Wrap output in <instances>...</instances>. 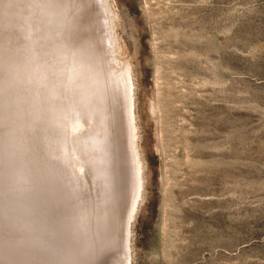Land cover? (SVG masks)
Segmentation results:
<instances>
[{
    "label": "rangeland",
    "instance_id": "obj_1",
    "mask_svg": "<svg viewBox=\"0 0 264 264\" xmlns=\"http://www.w3.org/2000/svg\"><path fill=\"white\" fill-rule=\"evenodd\" d=\"M90 2L85 40L111 48L131 82L141 190L130 264H264V0ZM24 186L1 209L28 215L30 234L15 241L23 260L51 264L36 252Z\"/></svg>",
    "mask_w": 264,
    "mask_h": 264
},
{
    "label": "bare ground",
    "instance_id": "obj_2",
    "mask_svg": "<svg viewBox=\"0 0 264 264\" xmlns=\"http://www.w3.org/2000/svg\"><path fill=\"white\" fill-rule=\"evenodd\" d=\"M91 2L0 0V199L10 192L16 204L27 184L36 252L51 264H98L113 251V264H130L141 190L131 82L127 69L115 68L111 45L97 47V36L85 40L94 27ZM101 14L107 27L108 13ZM1 204L0 264H30L15 243L30 234L28 215L19 219ZM44 223L48 235L39 232ZM17 226L20 234L13 233Z\"/></svg>",
    "mask_w": 264,
    "mask_h": 264
}]
</instances>
